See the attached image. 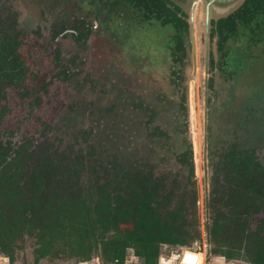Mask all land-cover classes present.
Segmentation results:
<instances>
[{
	"label": "trees",
	"instance_id": "trees-1",
	"mask_svg": "<svg viewBox=\"0 0 264 264\" xmlns=\"http://www.w3.org/2000/svg\"><path fill=\"white\" fill-rule=\"evenodd\" d=\"M139 1L148 12H158L149 15L150 22L154 19L155 24L170 29V83L181 95L171 98L159 91L151 99L159 104L158 114L178 108L173 130L160 124L157 110L145 95L113 86L120 93L117 97L129 94L130 100L122 102L132 108L135 117L138 111L145 114L142 124L149 138L158 140L159 155L155 147L146 153L124 150L117 144L116 133L114 138L108 134L92 139L93 131L85 128L78 130L84 142L64 146L47 135L41 141L29 131L16 139L5 124L10 112L8 89H16L34 108L51 82L73 81L79 71L70 66L73 60L64 62L56 48L51 79L30 82L20 54L23 34L17 17L11 8L5 13L0 9V253L10 264H15L17 241L26 237L35 240V264L49 255L67 253L85 261L97 251L109 263L128 264L129 249L141 264H159L164 245L191 247L201 238L187 94L179 79L185 66L187 20L178 13V6L165 0ZM263 17L264 0H246L228 16L213 21L210 35L218 37L222 57L227 54L224 44L239 41L242 34L249 39L243 50L252 51L257 36L264 32ZM73 28L76 40L88 37L86 21H75ZM63 29L55 31L53 41ZM104 112L109 117L119 115L113 103ZM172 144L170 157L179 163L178 170L166 165L169 156L165 154ZM208 158L207 255L264 264V162L255 150L235 142L212 149Z\"/></svg>",
	"mask_w": 264,
	"mask_h": 264
},
{
	"label": "rangeland",
	"instance_id": "rangeland-1",
	"mask_svg": "<svg viewBox=\"0 0 264 264\" xmlns=\"http://www.w3.org/2000/svg\"><path fill=\"white\" fill-rule=\"evenodd\" d=\"M46 2L0 0L3 13L7 8L15 13L18 28L23 34L20 54L27 64V78L30 82H38L45 77L51 79L56 48L64 62L74 61L70 66L79 73L73 81L51 82L42 102L34 108L28 106V99L20 98L17 90L10 87V112L5 121L7 128L13 129L16 139L29 131L41 141L47 135L61 146L67 142H84L78 132L80 128L92 130L94 133L89 136L92 139L108 134L114 138L113 133H116L119 135L117 144L124 150L138 149L146 153L149 147H155L159 155L161 150L155 146L158 140L149 138L142 124L145 114L138 111L135 117L132 108L122 102L130 100L129 94L117 97L120 93L113 85L145 95L146 100L151 102V95L159 91L171 98L181 95L176 94V89L170 83L171 59L167 50L170 29L158 24L148 27L142 44L138 42L136 44L139 45L133 47L130 45L133 37L128 38L123 31L119 32L120 36H113L110 28L104 29L99 25L84 42L67 35L54 45L52 29L55 22L45 10ZM178 13L188 21L183 42L185 66L181 68L179 79L184 83L187 94L188 135L195 153L201 238L191 247L164 245L160 256L162 254L166 260H170L169 264H179L180 255L188 250L185 248L203 255L204 247L207 248L203 241L206 237V199L211 174L208 153L216 147L235 142L239 147L255 150L264 162V45L255 48L251 57L247 55L249 64L245 74L238 69L244 58V50L231 41L224 44L227 54L225 58L222 57L218 37L210 35L211 25L207 22L204 8H199L196 13L192 29L189 27L190 10L186 8L178 10ZM122 35L125 39L119 40ZM219 64L222 68H219ZM112 103L118 116L109 117V113H103L105 107ZM152 106L157 110L156 119L172 131L178 119V108L158 114L159 104L152 102ZM59 138L62 141L59 142ZM173 149L172 144L169 146L170 152L165 154L169 156L166 165L178 170L179 163L170 157ZM35 246L32 237L18 240L15 264H35ZM79 259L77 254L67 253L62 257L49 255L37 264H112L100 251L94 252L89 260ZM126 262L141 264L131 249L128 250ZM234 263L251 264L247 261ZM0 264H10L8 257L1 253ZM206 264H211L210 259Z\"/></svg>",
	"mask_w": 264,
	"mask_h": 264
},
{
	"label": "flooded vegetation",
	"instance_id": "flooded-vegetation-1",
	"mask_svg": "<svg viewBox=\"0 0 264 264\" xmlns=\"http://www.w3.org/2000/svg\"><path fill=\"white\" fill-rule=\"evenodd\" d=\"M45 10L55 22L52 29V44L54 43V45L67 35L75 39L74 35L77 31L73 28V24L77 20H83L89 25V35L100 25L104 29L110 28L113 36H120L119 32L123 31L128 38L132 39L133 37L130 45L137 47L139 44L136 43L141 42L144 36H147L145 35V32L148 31L147 28L155 25L154 19L152 22L148 20L149 15L152 14L153 16L158 13L148 12L139 0H47ZM262 21L264 25V17L263 20L261 19ZM61 26L64 29L53 41V34ZM123 36L119 40H123ZM88 37L85 40H80V42L86 41ZM240 37L239 41H233V39L231 41L243 50L249 39L245 34L240 35ZM256 40V44L250 46L252 51H243L245 53L244 58L238 65V69L244 71L245 74H247L246 70L249 64L247 55L251 57L255 48L258 49L259 46L264 45V32L258 35Z\"/></svg>",
	"mask_w": 264,
	"mask_h": 264
},
{
	"label": "water",
	"instance_id": "water-1",
	"mask_svg": "<svg viewBox=\"0 0 264 264\" xmlns=\"http://www.w3.org/2000/svg\"><path fill=\"white\" fill-rule=\"evenodd\" d=\"M165 1L168 4L178 6L181 11H183L186 8L190 10L189 27L192 29L194 27L196 13L198 12L199 8L205 9L207 22L210 23L211 25L210 27H212L213 21H216L221 17L228 16L230 13L234 12L236 9L242 6L246 0H165ZM196 243H198V241Z\"/></svg>",
	"mask_w": 264,
	"mask_h": 264
},
{
	"label": "crops",
	"instance_id": "crops-1",
	"mask_svg": "<svg viewBox=\"0 0 264 264\" xmlns=\"http://www.w3.org/2000/svg\"><path fill=\"white\" fill-rule=\"evenodd\" d=\"M207 256H208L207 248L205 247L203 259H201L202 260L201 264H206L207 259H210L211 264H239V263H234V262L242 261V260H227L224 256H221V255H211L209 258ZM168 262H170V260H166L165 257L161 254L160 259H159V264H169Z\"/></svg>",
	"mask_w": 264,
	"mask_h": 264
},
{
	"label": "bare ground",
	"instance_id": "bare-ground-1",
	"mask_svg": "<svg viewBox=\"0 0 264 264\" xmlns=\"http://www.w3.org/2000/svg\"><path fill=\"white\" fill-rule=\"evenodd\" d=\"M181 259H183V264H198L203 259V254L187 251L182 255Z\"/></svg>",
	"mask_w": 264,
	"mask_h": 264
},
{
	"label": "built area",
	"instance_id": "built-area-1",
	"mask_svg": "<svg viewBox=\"0 0 264 264\" xmlns=\"http://www.w3.org/2000/svg\"><path fill=\"white\" fill-rule=\"evenodd\" d=\"M204 236H205V235H204ZM203 243H204V246H205V245L208 246L207 236L205 237V240L203 241ZM204 248H205V247H204ZM185 249H188V250L190 251L191 248H185ZM188 250H186V252H187ZM186 252H185V253H186ZM182 255H183V254H182ZM182 255H180V256L182 257ZM180 263H183V259H181V262H180Z\"/></svg>",
	"mask_w": 264,
	"mask_h": 264
}]
</instances>
